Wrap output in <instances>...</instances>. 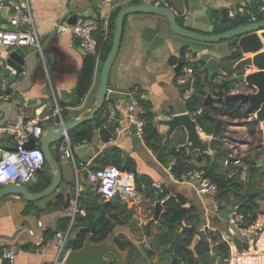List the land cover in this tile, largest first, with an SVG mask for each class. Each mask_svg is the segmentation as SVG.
<instances>
[{"label": "crops", "instance_id": "1", "mask_svg": "<svg viewBox=\"0 0 264 264\" xmlns=\"http://www.w3.org/2000/svg\"><path fill=\"white\" fill-rule=\"evenodd\" d=\"M93 1H20V3L28 4L41 42H47L50 38L53 41L49 44V48L52 46L50 50L51 65L47 64L44 70L41 71L40 76L26 83L17 94V100L22 106L19 122L23 121L24 117H26L25 120H42L41 123L45 129L50 125L59 124L58 117H51L46 120L48 116H52L56 102L62 107L64 121H71L79 116L87 115L94 108L96 98L93 95L84 104L79 106H75L69 101L74 94L73 90L79 77L83 54L74 34L70 32L54 33V24L56 22H70L76 11L80 12L89 6L88 9L82 11V13L80 12L79 15L98 18L97 26H101L102 24L104 38L108 37V40H111L113 43L115 26L111 25L108 14L106 17L99 19L100 16L97 13V6L92 5ZM147 1L139 0L137 2L146 3ZM1 2L3 0H0ZM206 3L217 7L228 5L230 15L238 17L244 23L252 21L251 12L257 14L260 12L259 0H200L196 4L203 6ZM169 6L173 7L172 4ZM3 8L4 5L2 4L0 7V16ZM12 15L13 11H9L7 26L11 25L9 20ZM161 19L162 17L160 15L154 13H136L126 18L121 43L122 52L119 78L117 85L112 86V88L116 90L113 96L114 99L122 106L115 125L117 124V127L127 128V130L114 143H109L104 140V135L107 133L102 127V123L107 114L105 103L104 109L92 120V139L84 142L91 146H96V152L103 151L99 162L96 164L97 166H103L105 163L110 162L112 165L136 174L137 188L141 194V202L137 205H128L122 201H117L116 203L121 204L123 211L122 209H117L111 210L110 213L108 211L110 204H107L104 207V213L101 209L93 207L92 214L97 218L102 216L111 217V214L117 216L116 226L110 233L109 239L124 252V264H171V254L168 250H162L161 248L160 250H154L153 247L155 236L161 233L164 224L157 220L151 224L149 223L155 216L154 205L156 201L163 198L160 196L161 192L155 186L156 183L160 184L162 186V192L165 189L168 192L166 198L175 195V201L181 199L184 201L186 207L195 206L197 209L195 214L200 216V223L196 225L198 230L205 229L210 224L217 228L218 231L209 234L211 239V250L209 253L214 258V264H230V259L227 258L224 261H220L216 256L215 247L218 241H214L212 235L216 234L222 240V235H226L230 231L223 214L230 207L235 206L233 197L229 201L220 200L222 203V213H214V203L219 199H216V197L201 196L194 182L177 181L171 169L175 157L173 154L168 157L165 156L168 151L177 148L176 139L172 138L169 142H166L165 132L167 126L156 124V122L160 119H167L174 114L184 112L186 110V103L182 99L183 88L177 84V77L180 72L176 69L180 60H183V50L181 44L175 41V33L170 29L166 31L161 23ZM261 19L262 17L259 16L258 20ZM178 21L180 24L182 23V18L179 16ZM1 26L2 24L0 22V28ZM24 48L27 53L36 50L32 46H25ZM10 49L12 48H5L0 45V65L3 63L7 51ZM262 51H264V47L258 52ZM254 54L249 53L246 56H253ZM198 68L202 73V77L199 80V94L203 97L207 95L205 93L206 89L210 90L215 97L220 96L223 93L221 85L225 82L229 83L233 75V73L225 76L218 75L211 82L209 80V73L200 67ZM257 70L258 68L253 66L246 73ZM134 88L138 89L140 101L146 109L147 116L154 122L155 127L161 135L160 147L157 149L148 145L143 137H140V139L135 138L130 131V125L127 122L125 112L130 104L128 93ZM6 99V96L2 97L3 101L0 106L5 115L11 111ZM49 100L54 101V106L49 109L47 115L40 117V113L44 110ZM215 106L229 108V105L225 103H216ZM216 107L212 108L209 106L198 109L201 110V113L210 111L212 115V117L204 120V127L200 130L202 136L209 141V151L201 155L208 154L214 159L215 155L219 154L220 158L218 162L221 165L219 169L231 175L237 170L236 168L241 166L243 159L227 147L228 144H225L223 141L224 136L219 141H216L218 139H216L215 135L207 130L211 129L213 122L207 120L219 119L228 130L244 128L246 129V135L252 134L249 130L251 126L244 123L245 106L238 109L243 114L241 117L235 114H219L215 110ZM97 117L99 118L98 123H96ZM252 125L256 127L257 133L261 134V144H264V129L257 124ZM239 144L241 150L243 145L248 146L250 144V140H242ZM0 148L3 151L13 150L15 148V142L9 134L0 133ZM221 148H226L228 150L227 153L225 151L221 152ZM51 150L57 160H63L62 153L59 149V141L51 144ZM161 150L165 151V153L163 154ZM186 154H189L187 149ZM94 156L95 154L85 155L83 152L80 154L75 152L76 161L79 164L81 163L87 166L82 169L79 179L76 177L74 162L72 160H69L68 163L65 162L62 167L64 171L63 177L58 188L43 198L29 201L24 196L18 194H7L0 198V244H4L5 248L14 246L16 253L14 262L8 259H0V264H43L46 260L50 259L52 251L47 250L44 253H40L36 250L35 244L40 238L51 237L46 236V232L48 234L53 233L54 235L57 231L66 229L69 226L68 223L67 227L63 228L65 220L70 222V217L62 209L76 199L78 190L79 198L83 206H85L86 201H108L98 193L96 185L88 181L86 177L87 169L91 168L90 164ZM113 156H115V159ZM188 156L191 158V163L195 165L194 167L200 166L196 151ZM249 158L253 159L258 166H261L260 160L263 157L259 159L254 153ZM42 170V173L37 176L36 180H32L26 184L32 192L41 191L38 188L45 180H47V184L44 188L52 182V175L55 173V168L46 164ZM259 205V212L264 213V197L260 198ZM164 208L165 206L161 210L160 217ZM84 217H77L73 229L79 227L76 224L77 222L81 223ZM117 242L133 244L138 250L139 255L131 254L127 247L121 249ZM150 250H154L151 255L147 254V251ZM254 254L255 256L249 260L244 257V262L248 264L252 260L250 264H253V262H256L255 264H264V254ZM244 255L252 254L244 253ZM112 264H118L117 260L114 259ZM196 264L202 263L196 260Z\"/></svg>", "mask_w": 264, "mask_h": 264}, {"label": "water", "instance_id": "2", "mask_svg": "<svg viewBox=\"0 0 264 264\" xmlns=\"http://www.w3.org/2000/svg\"><path fill=\"white\" fill-rule=\"evenodd\" d=\"M21 0H3L4 8L0 16L1 28L7 27L9 11H15V4H19ZM139 0H94V6H97V13L102 19L112 13H116L114 26L113 43L107 57L96 66L95 59L92 55H86L81 48L83 54L82 65L76 86L73 90L74 94L69 100L73 105L79 106L84 104L90 96L96 98L95 106L92 111L84 116H79L71 121L50 125L45 129L44 135L40 139V147L45 155L47 164L55 168L52 175V182L41 191L32 192L26 184L14 182L6 184L0 188V198L7 194H18L33 201L56 190L61 183L63 177L62 167L64 163H68L69 159L63 157V160H57L51 150V144L60 141L64 132H70L84 122L92 121L95 116L101 112L106 103L107 89L116 86L119 78V68L122 52V37L124 32V22L126 18L136 13H154L162 17L161 23L167 31L170 29L175 33V41L181 44L183 54L186 51H192L198 61V65L204 71L209 73V80L213 82L218 75L225 76L232 74L230 82L227 84L230 89L222 88L223 93L215 97L210 90H205V97L196 95L188 103L186 110L181 113L174 114L167 119H160L156 124L167 126L166 142L170 139H176V147L188 150V155L197 152L201 155L209 151V141L204 138L200 132L202 123L206 118L212 117L210 111L199 114L197 111L200 107H216V103L235 104L238 110L242 106L246 108V115L250 112L256 113L257 121H262L264 126V51H260L264 47V20L249 21L244 23L241 19L230 15L228 5L217 7L206 3L198 6L196 3L200 0H160V4L156 5L157 0H148L146 3H138ZM152 1V2H151ZM170 4L173 7L169 6ZM91 5V6H92ZM85 7L84 10L88 9ZM79 11H76L70 22L75 23ZM178 16L182 18V23L178 21ZM98 18L87 17L86 25L98 24ZM54 33L59 34L57 28ZM53 39L47 42H41L42 54L39 50L27 53L24 47H15L7 51L3 63L0 65V106L2 97L7 96L6 101L11 111L6 114L0 107L2 118L0 125H16L19 122L22 106L17 100V94L21 88L29 81L40 76L45 66L51 65V54L49 44ZM249 53H255L253 56H246ZM184 61L180 60L176 69L181 71ZM253 66L258 68L257 71L246 73ZM231 83V84H230ZM233 85V86H231ZM237 89V91H231ZM54 106V101L49 100L44 110L40 113V117L48 114L49 109ZM120 113L118 114V116ZM24 120L26 117L23 118ZM118 123V121H117ZM117 125V124H116ZM130 131L135 138L140 139L137 134L136 126L130 125ZM4 134V132H0ZM37 142L31 138L26 146L28 148L36 147ZM97 147L87 143L79 144L75 152L85 155L95 154L91 168H99L96 164L102 156L103 151L96 152ZM3 150L0 148V160L3 156ZM260 165L264 168V156L260 160ZM39 169L33 178L42 173ZM158 189V188H157ZM219 194L216 199H219ZM176 196H169L163 203L158 199L154 205L155 216L149 222L155 220L165 223L160 217L161 210L170 202L175 201ZM121 201L117 196L108 201L94 202L86 201V208H99L104 213V207L112 202ZM225 219L228 218L229 211L224 212ZM149 224V225H150ZM148 225V226H149ZM233 240L236 249L239 251L242 247L250 249L247 242L242 243L240 239L241 232L237 227H233ZM88 227H75L71 234L70 240H77L79 234L86 232L81 247H70L67 254L66 264H112L116 259L118 264H124V252L112 242L109 237L103 241H96L89 232ZM188 232H193L194 237L191 241L190 248L200 240H204L207 250L210 252V241L208 240L205 229H197L196 225H186L181 223V230L174 234L172 242L168 245H162V250H168L171 254V264L182 262V259L175 253L174 249L179 240L185 238ZM5 245L0 244V259L3 260ZM198 262V261H197ZM241 261L238 260V264Z\"/></svg>", "mask_w": 264, "mask_h": 264}, {"label": "built area", "instance_id": "3", "mask_svg": "<svg viewBox=\"0 0 264 264\" xmlns=\"http://www.w3.org/2000/svg\"><path fill=\"white\" fill-rule=\"evenodd\" d=\"M160 2V0H157L155 4L158 5ZM2 4L3 2L0 3V7ZM259 4V14L251 12L252 21H258L259 16L262 17L261 20H264V0H259ZM14 7L15 11L9 20L11 25L0 28V45L5 48L32 46L42 54L43 48L40 36L36 30L28 4L19 3L15 4ZM86 20L87 17L78 15L75 23L56 22L54 28H57V31L60 33L70 32L74 34L79 46L86 55L88 54L94 57L96 66H98L103 61L102 52L96 37V31L99 27L97 24L86 25ZM183 61L184 63L177 77V84L183 88V101L188 103L196 95H200L199 80L202 77V73L198 68L197 57L192 51H186L184 53ZM231 91H237V89H231ZM115 92L116 90L112 87L107 89V114L102 123L103 129L109 133V143L116 142L121 134L127 130V128L117 127L115 125L118 114L122 110V106L113 97ZM128 95L130 97V104L126 108V119L129 125L133 124L136 126L138 136L142 137L144 127L147 124L146 109L140 101L137 88L132 89ZM197 112L201 114V110ZM256 116V113L250 112L244 117V122L248 125L257 124L264 129L262 121H257ZM51 117H58L60 123L64 122L62 107L58 102H56L52 116H48L46 120ZM1 118L2 112L0 111V120ZM41 122L42 120L27 119L18 122L16 125H0V132L9 134L15 142V148L4 151L2 159L0 160V188L14 182L27 184L33 180L39 169H43L46 166L47 160L40 147V139L45 133V128ZM228 134L229 132L226 131L223 141L225 144H228L227 147L232 151H236L238 149L235 146L237 141L230 139ZM31 138H34L37 142L34 148H28L26 146ZM78 145L72 143L69 132H64L62 139L59 141V149L62 156L74 162L77 179H79L82 169L87 167L76 161L75 149ZM86 177L88 181L96 185L98 193L105 200H111L117 196L123 203L128 205H137L141 202V194L137 188L136 174L132 171L108 164L100 166L99 168H88ZM175 179L179 182H194L201 196L215 198L219 194L218 185L208 175L207 170L201 166L187 169L178 177H175ZM155 186L162 192V186L160 184L156 183ZM166 199H161V203ZM221 209L222 203L216 200L214 203V213H222ZM62 210L70 217L69 226L66 229L57 231L51 237L40 238L35 244L36 250L40 253H44L47 250L52 251L50 259L46 260L43 264H66L67 254L70 250V234L73 226L77 217L87 215L86 207L83 206L79 198V190L76 199ZM226 211H229L226 221L230 231L226 235H222V241L227 242L231 248L230 264H238V260L245 256L244 253L264 254V213L258 212L257 217L248 223L246 215L239 209V205L232 206ZM233 227L239 229L242 243L247 242L250 249H245L244 247L239 251L236 249L233 240ZM205 230L209 241H211L209 234L218 231L211 224L206 226ZM3 258L11 262L15 261L16 253L14 246H8L4 249ZM255 263L253 262V264Z\"/></svg>", "mask_w": 264, "mask_h": 264}, {"label": "trees", "instance_id": "4", "mask_svg": "<svg viewBox=\"0 0 264 264\" xmlns=\"http://www.w3.org/2000/svg\"><path fill=\"white\" fill-rule=\"evenodd\" d=\"M116 13H112L109 20L111 25L114 26ZM98 32L96 33V37L98 39L99 47L102 52L103 60L107 57L108 53L111 50L112 42L107 38H104V29L101 26H98ZM113 35V34H112ZM106 36V35H105ZM103 47V49H102ZM222 88L230 89V86L225 82L221 85ZM229 108L216 107L215 110L219 114H235L241 117L243 114L240 110H236L234 104H228ZM63 114V112H62ZM100 114V113H99ZM98 114V115H99ZM246 116V113H245ZM146 121L147 124L144 127L143 139L144 141L156 149L160 147V138L161 135L158 129L155 127L154 122L150 120L146 113ZM207 121L213 122L211 129H207L212 132L216 139L219 141L222 138L227 130L226 126L219 119H213L212 121L208 119ZM99 122V118L97 117L96 123ZM204 122V121H203ZM92 121H87L79 125L78 127L72 129L69 132L71 141L73 144H83L84 142H88L92 139L93 135V125ZM204 123H202V128ZM251 126L249 128L252 134L257 133V129L254 125L249 124ZM104 140L109 141V133L107 132L104 135ZM218 143V142H216ZM221 152L227 153L226 148H221ZM162 151V150H161ZM164 154L165 151H162ZM173 154L175 157L174 164L172 165V173L175 177H178L182 172L187 169L194 167L195 165L191 163L190 156L186 154V149L184 148H174L171 151H168L165 156ZM115 159V156H113ZM220 155H215L214 159L208 155H200L197 157V160L200 161V166L205 168L208 172V175L211 179L218 185L219 188V201L226 200L229 201L231 197H233V201L235 205H239V209L246 215L247 222L250 223L253 219H255L259 212V200L263 198L264 187H260L259 181H261L262 175H264V168L262 166H258L257 163L249 158L243 159L245 164H248V175L246 179L241 177L242 166H239V171L234 172L233 174H229L226 171H221L219 164ZM202 163V164H201ZM110 164V162L105 163L103 166ZM237 168V169H238ZM47 184V180H45L41 186L38 188L39 190L44 189ZM168 192L166 189L160 193V196L164 199L167 197ZM111 210L122 209L121 204L116 202L110 203ZM87 215L80 222H77V226H86L89 228V232L93 235L96 241H103L107 239L110 233L113 231L116 226V221L118 220L117 216L112 215L111 217H95L92 214L93 209H86ZM197 209L195 206L186 207L184 201L179 199L178 201H172L167 206H165L161 218L165 222L163 230L160 234L155 236V243L153 245L154 250H160L162 245H168L172 242L174 238V234L181 229V223L184 222L186 225H198L200 223V216L195 214ZM69 221L65 220V224L63 228H66ZM53 233L48 234L46 232V236H52ZM86 232H82L79 234L77 240L70 241L69 247L79 248L81 247L82 241L84 240ZM193 232H188L185 238L179 240L175 246V253L182 259V262H175L173 264H196V260H199L202 264H214V258L207 250V245L204 240H200L191 249L189 246L193 239ZM212 239L214 241H218L216 249V256L220 261H224L225 259H229L231 256V248L229 244L225 241H222L220 237L216 234L212 235ZM121 249H125L126 247L130 250L131 254H138V250L131 243H122L117 242ZM153 251H147V254L151 255ZM253 257V256H251Z\"/></svg>", "mask_w": 264, "mask_h": 264}, {"label": "rangeland", "instance_id": "5", "mask_svg": "<svg viewBox=\"0 0 264 264\" xmlns=\"http://www.w3.org/2000/svg\"><path fill=\"white\" fill-rule=\"evenodd\" d=\"M244 123L246 124V122H244ZM246 128H247V126H246ZM228 131H229L228 136L230 137V139H233V140L237 141V143H238V144L237 143L235 144V146L238 148V150L236 149V151H232L229 148L232 152L237 154V156H240L244 160L249 159L251 154H254V153L257 155V157L259 159L264 156V144H261L262 143V138H261L262 136L260 133L246 135L247 134L246 129H244V128L243 129H230ZM242 140L243 141L250 140V144L248 146L243 145V148L240 150L241 146L239 143ZM241 166L243 168L242 173H241V177L243 179H246L247 175H248V164H245V162L242 161ZM235 171L238 172L239 168ZM259 183H260V187H264V175H262L261 181H259ZM263 195H264V191H263Z\"/></svg>", "mask_w": 264, "mask_h": 264}, {"label": "bare ground", "instance_id": "6", "mask_svg": "<svg viewBox=\"0 0 264 264\" xmlns=\"http://www.w3.org/2000/svg\"><path fill=\"white\" fill-rule=\"evenodd\" d=\"M251 256H255V254H252V255H246V256H244V257H246L248 260L251 258ZM244 257H242L241 259H239L241 262V264H245V262H244V260H243V258Z\"/></svg>", "mask_w": 264, "mask_h": 264}]
</instances>
